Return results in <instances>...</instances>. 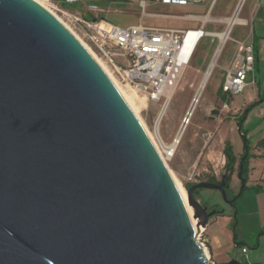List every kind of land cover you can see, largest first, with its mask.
Listing matches in <instances>:
<instances>
[{
    "label": "water",
    "instance_id": "water-1",
    "mask_svg": "<svg viewBox=\"0 0 264 264\" xmlns=\"http://www.w3.org/2000/svg\"><path fill=\"white\" fill-rule=\"evenodd\" d=\"M223 184L187 190L203 228L194 192ZM0 264H213L121 93L35 0H0Z\"/></svg>",
    "mask_w": 264,
    "mask_h": 264
},
{
    "label": "rangeland",
    "instance_id": "rangeland-1",
    "mask_svg": "<svg viewBox=\"0 0 264 264\" xmlns=\"http://www.w3.org/2000/svg\"><path fill=\"white\" fill-rule=\"evenodd\" d=\"M236 1L214 0L211 16L229 15ZM253 1L255 0H244L240 17L245 16L247 9H253ZM91 2L98 8L104 9V12L98 13V18L103 17L120 27H128L139 22L141 10L137 4L138 0H91ZM207 6L208 2H203L166 8L148 7V10L204 14ZM64 7L71 11L83 12L84 15H92L84 11L85 4H64ZM54 13L67 28L70 27L69 31L77 39L82 40L116 80L113 67L88 42L82 28L70 23L65 15L59 12ZM159 21L150 17L142 18V22L145 24H156ZM169 22L175 23L176 21ZM254 22L257 26V17ZM222 29L223 24L210 22L206 26L208 31L219 32ZM255 35L257 37V33ZM248 36L250 38L252 36V22L248 26L235 25L233 27L232 39L243 40ZM217 42L216 37L205 36L201 39L165 108L158 132L155 130L154 123L162 102L146 103L141 96L135 93L137 96L134 97V103L138 107L139 118L158 143L159 139L165 145L172 141L192 97L196 94L197 84L211 60ZM235 55L236 44L233 41H228L201 92L199 103L192 112L190 123L186 126L174 155L168 156L162 150L165 158L163 162L172 180L171 172L186 192L187 188L195 183L209 182L211 179L219 181L223 174H229L225 167L227 163L224 154L225 144L229 145L231 156L235 162H239L245 152L243 134H245L249 151L252 154L257 151L264 152L263 148L255 146V141L264 137V53L255 62L254 71L247 74V84L242 92L228 96L222 93L221 84L225 69L230 66ZM120 87L127 93L132 92L126 86L120 85ZM240 116H242L241 120H239ZM135 117L147 134L139 118L136 115ZM238 126L241 128L240 132ZM157 134L160 135L159 139ZM147 136L149 137L148 134ZM251 158L247 164V177L251 175L250 172L253 169L252 177L251 180L247 179L244 182L243 187V182L237 177L236 171L228 175V188L225 194L227 199L234 198L233 203L230 204L224 200L222 194L215 189L198 188L194 192V198L199 203L207 207L208 210H217V213L208 220V231H205L204 228L199 230L198 226H195L197 234L202 231L199 238L204 241L205 255L213 264H220V261L226 262L231 259H236L241 264H264V160L251 161ZM259 176H261L260 181L258 180ZM173 182L176 184L174 180ZM209 234L216 236L220 241L223 247L222 250H219L220 255H215L212 252L208 243ZM198 241L201 242L200 239ZM243 247L246 250L245 253L241 252Z\"/></svg>",
    "mask_w": 264,
    "mask_h": 264
},
{
    "label": "built area",
    "instance_id": "built-area-1",
    "mask_svg": "<svg viewBox=\"0 0 264 264\" xmlns=\"http://www.w3.org/2000/svg\"><path fill=\"white\" fill-rule=\"evenodd\" d=\"M42 1L55 12L65 15L70 23L82 28L88 42L113 67L116 81L121 86H126L141 96L146 103L162 102L160 108L167 106L197 42L206 35L202 28L176 30L141 24L120 27L104 18L97 16L91 19L86 18L83 12L71 11L64 7V4L80 3L85 4L84 11L98 12L99 9L91 0ZM201 1L161 0L163 3L171 4L200 3ZM141 5L143 6V1ZM42 6L50 11L46 6ZM237 7L235 12H237ZM233 25L227 22L226 31L229 32ZM219 38L222 42L226 40H222L220 36ZM187 40L190 45L185 48ZM254 61L253 45L238 42L234 62L226 71L221 84V91L224 95L232 96L242 92L247 84V74L254 71ZM115 87L117 88L116 85ZM201 233L202 231L197 237L204 247V241L199 238ZM245 251L243 247L241 252L245 253Z\"/></svg>",
    "mask_w": 264,
    "mask_h": 264
},
{
    "label": "crops",
    "instance_id": "crops-1",
    "mask_svg": "<svg viewBox=\"0 0 264 264\" xmlns=\"http://www.w3.org/2000/svg\"><path fill=\"white\" fill-rule=\"evenodd\" d=\"M141 1H143V6L141 5ZM203 2H208L207 10L204 14H192V13H182L181 14V13H172V12H166V11H149L148 7L166 8L169 6H187V5H195L198 3L171 4V3H163V2H161V0H138L137 4L141 10L139 22L136 24H132V25L141 24L143 26H148V27L168 28V29H176V30L202 28L206 33L205 36H208L211 38L216 37L218 40L217 45L213 51L210 62L208 63L205 71L203 72V74L200 77V80L197 84L198 87H199V84L201 83L202 79L204 78L205 74L207 73V71L210 68L211 71H210V74L208 76V80H209L210 75L212 73V70H213L214 66H216L217 60L219 59V57L222 53L223 47L228 41H233L236 44V54H237L238 42L243 43V44H252L253 45V51H254V58H255L254 64L257 60L260 59V56L262 55V53H264V0L253 1L254 2L253 3L254 4L253 9H251V10L247 9L244 17H240V13H239L240 11L238 12L239 21L235 22V24L230 28V30L228 32V36L224 42H222L220 40L218 34L226 31L227 22L233 16L235 9L237 7V4H239L240 1L239 0L236 1V3H235V5H234V7H233V9L229 15L221 16V17L220 16L213 17L210 14L212 11V7L214 5V0H202L200 3H203ZM98 9H99L98 12L90 13V14H92L91 16L90 15H84V16L86 18H90V19L94 18L95 16L98 17L99 16L98 13L104 12V9H102V8H98ZM143 17H150V18L158 19L160 21L156 24H145L142 22ZM256 17H257V26H255V22H254ZM100 18H103V17H100ZM171 20H175L176 22L175 23L169 22ZM177 21H180V22L178 23ZM210 22L211 23H217V24H223V29L219 32L206 30V26ZM251 22H252V36H251V38L249 36L243 40H237V39L231 38V32H232V29L235 25L248 26V25H250ZM132 25H130V26H132ZM255 33H257V37H256ZM205 36H203V37H205ZM202 38H200V40L197 42L195 49L192 53V56L189 60V63H190L192 57L194 56V53H195V51H196V49H197ZM256 42H257V45H256ZM235 57H236V55H235ZM235 57L233 58L230 66L225 69L223 80H224L226 71L231 68ZM213 61H214V63L212 64ZM189 63H188V65H189ZM211 64H212V66H211ZM184 72H185V70H184ZM184 72H183V74H184ZM183 74H182V76H183ZM182 76H181V78H182ZM198 87H197V90H198ZM197 90H196V92H197ZM254 155H255V157H252L251 161L255 160V159L264 160L263 157H260V155H264V152L257 151V152H255ZM252 172H253V169H251V172H250L251 175L248 176V180H251ZM258 180L259 181L261 180V176L258 177ZM204 229H205V231H208V229H209L208 223L204 227ZM208 236H209L208 237V241H209L208 243L211 247L212 252L215 255H220L219 250L220 249L222 250V248H223L220 241L214 235L209 234ZM223 263H225V261H220V264H223Z\"/></svg>",
    "mask_w": 264,
    "mask_h": 264
},
{
    "label": "bare ground",
    "instance_id": "bare-ground-1",
    "mask_svg": "<svg viewBox=\"0 0 264 264\" xmlns=\"http://www.w3.org/2000/svg\"><path fill=\"white\" fill-rule=\"evenodd\" d=\"M36 1H38L40 4H42V5L46 6L47 8H49V10L52 12V14L55 15V13H54L55 11L53 9H51L48 5H46L42 0H36ZM243 3L244 2L242 0L239 2L238 7H237V12H235V14L228 21V22H230V25L231 24H235V22H238L239 21L238 11L240 10V8H241V6H242ZM68 28H70V27L68 26ZM219 36L222 38V40L226 39L227 36H228V31H225L224 33H220ZM78 40H80V39L78 38ZM80 42H82V40H80ZM82 44L90 52V54L94 56L95 60L101 66V68L105 71V73L110 78V80H112V82L117 86L119 92L121 93L122 97L127 102V104L129 105V107L131 108V110L133 111V113L139 118V115H138V107H136L135 106V103H134V97L137 96V95L133 91L131 93H127L125 90H123V88L120 87V85L117 83V81L111 75V73L106 69V67L101 63V61H99V59L94 55V53L83 42H82ZM189 45H190V42H188V40H187V42L185 43V48H188ZM213 63H214V61L212 62V64ZM212 64H211V66H212ZM210 71L211 70L209 68V70L205 74L204 78L202 79L201 83L199 84L198 90H197L196 94L192 97L191 103H190L188 109L186 110L185 115L182 118V123H181L179 129L176 131L175 135L173 136L172 141L169 144L165 145L159 139V136H160V135H158L159 133L157 134L158 135L157 137L159 139L158 140L159 143H158L156 141V139L153 137V135L149 132V130L147 129V127L144 125V123L141 121V119L139 118L140 122L143 124L145 130L147 131V134L149 135L151 141L153 142L156 150L158 151V153L161 156V158H162L163 161H165V158H164V156L162 154V150L165 152L166 155L172 156V155H174L177 147L179 146V144L181 142V137L183 135V132H184L186 126L190 123L192 112H194L196 106L199 103L201 92H202L205 84L208 81V76L210 74ZM165 108H166V106L164 105L157 112L158 114L156 116L155 123H154V127H155L156 132H158L159 126L161 124V121H162V118H163V115H164V112H165ZM171 174H172L173 180L176 183L175 185H176V187H177V189L179 191V194H180V196H181V198L183 200V203H184V205H185V207L187 209V212H188L189 217L191 219V223H192L193 228H194V230L196 232V236H198L195 226L197 225L199 230H202L203 227L201 225H198L197 219L194 218V216H193V208H192V206L188 202L186 190L183 188V186L181 185V183L175 178V176L173 175L172 172H171ZM203 248H204V251H205L206 248L205 247H203Z\"/></svg>",
    "mask_w": 264,
    "mask_h": 264
},
{
    "label": "trees",
    "instance_id": "trees-1",
    "mask_svg": "<svg viewBox=\"0 0 264 264\" xmlns=\"http://www.w3.org/2000/svg\"><path fill=\"white\" fill-rule=\"evenodd\" d=\"M242 119V116H240L239 120ZM243 137L245 138V134H243ZM244 143L246 144L247 146V153L245 154V152H243V155L239 161V177H240V180L241 182H246L248 177H247V173H248V169H247V164H248V160L251 158V157H255L254 154H252L250 151H249V146L247 145V140L245 138L244 140ZM255 146L257 148H264V137H260L258 138L256 141H255ZM224 154L227 158V165H229V168L228 170L231 172L233 170V167H234V164H235V159L232 158L231 156V152H230V148H229V145L228 144H225V149H224ZM260 157H263L264 158V155H260ZM228 179V176L226 177V180ZM212 180H209V182H211ZM189 188V187H188ZM187 188V189H188Z\"/></svg>",
    "mask_w": 264,
    "mask_h": 264
},
{
    "label": "flooded vegetation",
    "instance_id": "flooded-vegetation-1",
    "mask_svg": "<svg viewBox=\"0 0 264 264\" xmlns=\"http://www.w3.org/2000/svg\"><path fill=\"white\" fill-rule=\"evenodd\" d=\"M238 165H239V162H237V163L235 162L234 167H233V170H232L231 172L228 170L229 165H227V163H226L225 167H226L227 170L229 171V174H230V175H231L234 171H236V175H237V177L240 179L239 174H238V172H239V167H238ZM229 174H227V175H226V174H223V175H224V179H222V176H221V179H220L219 181H214V179H211V180H212L211 182H213V183H221V181L224 180L223 188H224V191H225V193H226L227 188H228L226 177H227ZM227 201H232L231 203H233V202H234V198H232V199H227ZM231 203H230V204H231ZM208 211H211V210H208ZM216 213H217V210H216Z\"/></svg>",
    "mask_w": 264,
    "mask_h": 264
}]
</instances>
